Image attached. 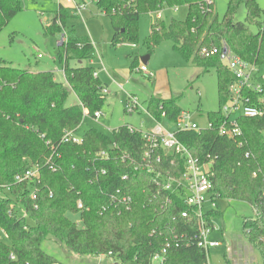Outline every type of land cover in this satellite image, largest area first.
Here are the masks:
<instances>
[{"label":"trees","instance_id":"16d2710c","mask_svg":"<svg viewBox=\"0 0 264 264\" xmlns=\"http://www.w3.org/2000/svg\"><path fill=\"white\" fill-rule=\"evenodd\" d=\"M126 1L132 5L123 7ZM213 5L205 0H97L96 9L109 17L111 43L118 45L136 41L141 15L163 7L186 8L184 20L165 25L161 18L150 24L144 41L147 52L168 41L190 67L198 68L202 75L210 71L216 75L219 109L207 113L212 127L180 131L176 138L193 158L210 163L215 208L217 198L252 207L253 216L243 217L241 231L264 264V117H240L236 122L242 136L237 140L220 137L218 129L225 122L222 106L228 101L227 87L234 77L215 55H200L203 48L227 44L256 68L253 76L263 91L245 94L264 104V76L259 73L264 68V10L255 0H227L225 14L219 19ZM241 7L243 21L234 22ZM20 10L21 0H0V32ZM75 19L59 5L48 27L51 34L65 37L57 47L56 60L66 85L57 82L53 72L21 70L0 58V230L6 238L0 239V264H62L43 251L42 244L48 239L76 256L104 255L115 264H151V257L167 245L163 264H207L208 258L198 247L197 220L181 216L188 209L181 197L158 192L153 176L133 171V162L140 163L143 157L145 143L140 133L121 126L107 136L94 128L82 133L78 145L61 142L67 131L78 130L84 109L93 117L94 112H102L106 101L104 84L92 76L94 44L67 25ZM69 91L77 105H65ZM179 98L151 97L145 106L157 122L175 125L183 111ZM101 152L107 157L101 158ZM156 153L160 163L154 155L151 159L157 171L179 177L181 159L162 149ZM123 154L129 155L126 163L120 160ZM34 166L39 170L38 182L15 180ZM123 175L128 180H122ZM116 191L131 198L129 210L106 207ZM80 199L84 208L79 212L76 202ZM73 215L80 224L72 220ZM214 215L218 211L204 216L211 226ZM10 254L15 255L14 262L9 260Z\"/></svg>","mask_w":264,"mask_h":264},{"label":"rangeland","instance_id":"374dc122","mask_svg":"<svg viewBox=\"0 0 264 264\" xmlns=\"http://www.w3.org/2000/svg\"><path fill=\"white\" fill-rule=\"evenodd\" d=\"M255 2L264 10V0H255ZM58 3L69 11L72 8L69 0H21V10L0 32V58L21 70L51 71L57 82L66 85V78L60 69L61 64L56 60V43L61 38V34H51L48 28ZM226 3L227 0H214V13L219 19L225 14ZM186 11V8L166 10L163 13V23L167 25L171 20H184ZM244 15V8L241 7L233 17V21L242 22ZM83 18L84 23L76 18L77 20L67 25L75 28L78 36L87 37L94 44L96 54L92 65L102 82L107 83L108 90H106L105 104L101 109L104 116L98 121L99 123L85 117L75 136H81L84 131L94 128L109 136L112 132L110 133L106 128L117 129L128 123L137 125V118L139 116L144 118L145 115L125 112L124 96L128 92L135 93L140 103L150 96L159 98L167 95L179 96V106L189 113L190 119L200 128L207 127V113L219 109L216 75L213 71L202 75L198 68L186 66L183 59L173 50L172 43L168 41H162L148 53L144 41L150 34L153 16L141 15L137 24L136 41H125L118 45L111 43L113 27L109 17L92 7L89 12L83 14ZM251 29L253 31L254 27ZM38 56L42 59L37 58ZM144 56H148L146 64L142 62ZM99 57L106 71L111 73L109 76L112 75L118 80L116 86L109 77L99 72L102 69L99 65ZM133 65L139 67L145 65L148 75L135 72ZM71 66L73 67L74 64L72 63ZM259 73L264 76L263 67L260 68ZM119 85H122V90L118 88ZM77 104V98L69 91L65 105L69 107ZM141 105L144 106V103ZM165 127L170 132L177 129L173 123L165 124ZM0 196H3L1 192ZM216 203L218 208L214 210L218 211V215L211 217L210 222L216 229L214 233H223L231 251L225 254L224 244L210 249L207 255L208 264H245L242 259H247L248 256L256 258V261L250 264H263L261 256L245 240L241 231L243 217L253 216L252 207L245 203L219 198ZM203 208L205 211L212 210L208 201L203 204ZM71 218L74 222H78L77 215ZM0 239L6 241L2 230H0ZM42 249L62 264H115L108 258L76 256L65 246L51 239L42 244Z\"/></svg>","mask_w":264,"mask_h":264},{"label":"built area","instance_id":"2783aa9c","mask_svg":"<svg viewBox=\"0 0 264 264\" xmlns=\"http://www.w3.org/2000/svg\"><path fill=\"white\" fill-rule=\"evenodd\" d=\"M71 2L72 8L71 13L74 17L81 19L83 21V14L86 12L87 8L91 5H97V0H69ZM207 5H213L214 0H205ZM58 5H60L58 3ZM132 5L131 1H126L123 7H129ZM185 8V7H184ZM178 10L180 7L174 6L171 8H162L158 12H148V16H153L154 20L157 22L161 18H163V13L166 10ZM98 10V9H97ZM101 14L105 15L104 11L98 10ZM115 13V10L112 11ZM65 41L64 35H61L60 42ZM200 55H215L218 57L221 65L227 69L234 77V80L228 85L227 90L229 93L228 101L225 105L222 106V115L225 118V122H223L222 126L218 129V135L220 137H225L226 139H239L242 136L240 127L236 122L238 118H263L264 117V104H260L253 102L251 97L245 94V91H251L254 94H260L263 89L261 84H259L254 79V70L256 69L254 65L248 63L246 60L240 58L232 50L227 46V44L222 43L221 46L211 47L209 50L207 48H203L200 51ZM40 58V56H38ZM100 66L102 70H104L102 62L100 60ZM62 73H63V69ZM135 72L148 75L147 68L145 65L140 66L134 69ZM64 75V74H63ZM93 77H97V71H93ZM120 90L122 87L118 86ZM102 94L106 95V89L102 90ZM124 110L129 114H138L145 115L142 117L141 122L139 124V128L128 125L127 130L131 133H140L145 143L142 161L140 163H136L133 166V171L137 172L138 170L145 171V173L153 176V184L157 188L158 192L168 191L171 193H175L179 195L185 205L187 210L181 213L183 218H187L189 215L197 220L199 225V233H198V247H200L206 257L209 253L210 249H215V247H219L222 243L218 240H210V235L214 232L215 227L211 226L207 223L205 219L206 213L209 211H205L203 208V204L207 201L210 203L211 211H214V198L213 196V187L211 183L212 174H210V163H201L198 158H193L189 153L187 148L177 140L176 135L180 131H200L202 129H210L212 124L207 123L206 128H200L198 124L193 122L189 113L182 111L178 120L176 122V131L170 132L166 130L161 123L157 122L148 112L146 106H142L135 95L130 93L126 94ZM83 120L85 117H89V112L87 110H83ZM103 115L101 111L94 112L93 117H89L93 122H97ZM62 143H71L74 145H78L82 142L81 136H75L74 131H67L61 138ZM239 146L243 145L242 141L238 142ZM164 150L168 152H172L181 159L183 163V170L179 174V177H175L170 174L161 173L157 171L156 166L154 165L153 159L151 157L154 155V159L156 163H160V156L157 155L158 150ZM101 158H106L107 154L105 152H101L99 154ZM120 160L122 163H126L129 161V155L123 154L120 156ZM48 162V161H47ZM50 164V162H48ZM173 165V162H171ZM53 166V165H52ZM50 167L51 169L53 167ZM175 168H177L175 166ZM182 168V167H181ZM104 171L100 173L103 175ZM15 180L19 182L39 181V170L37 166H34L32 169H29L25 174L21 176H16ZM97 180V179H96ZM122 180H128L126 175L122 176ZM35 198L34 195H31ZM164 202V206L166 205ZM131 198L127 195L120 193V191H116L113 195L110 196L109 202L107 204V208H114L120 211V208H124L125 210L130 209ZM105 207V208H106ZM83 204L81 199L76 202V211H81L83 209ZM119 208V209H118ZM105 210V209H103ZM80 224V221L76 223V225ZM169 247L167 245L160 253L154 254L151 259V264H163L164 256L166 253V249ZM110 256V254H109ZM97 258H105L104 255H98ZM15 255L10 254L9 260L14 262ZM208 264V259H207Z\"/></svg>","mask_w":264,"mask_h":264},{"label":"crops","instance_id":"0c3cea01","mask_svg":"<svg viewBox=\"0 0 264 264\" xmlns=\"http://www.w3.org/2000/svg\"><path fill=\"white\" fill-rule=\"evenodd\" d=\"M58 6H59V5H58ZM92 7L96 8L95 6L91 5V6H89V7L87 8L86 12H89L90 9H91ZM86 12H84V13H86ZM75 20H77V19H75ZM84 21H85V20H84V18H83V22H82V23H84ZM90 42H91V41H90ZM59 44H60V39H59L58 42L56 43L57 47H59ZM37 58H38V57H37ZM40 59H42V58L40 57ZM54 60H55V59H54ZM54 60H53V61H54ZM99 60H101L100 57H99ZM101 62H102V60H101ZM71 64H72V63H71ZM73 64H74V63H73ZM184 64H185V63H184ZM99 65H100V62H99ZM102 65H103V62H102ZM185 65H186V66H189L188 64H185ZM100 67H101V66H100ZM138 67H139V66H138ZM189 67H190V66H189ZM103 68H104V70L101 69V70H99V72H102L104 75H106V77H109V80H110V81L116 86L117 83H118V82H117L118 80H117L115 77H113L112 75L109 76V74H111V73L106 71L104 65H103ZM60 69H61V68H60ZM28 71H29V70H28ZM30 72H33V71H30ZM50 72H51V71H50ZM33 73H42V72H41V71L36 72V70H35ZM97 77H99L98 72H97ZM99 78H100V77H99ZM100 80H101V78H100ZM101 81H102V80H101ZM116 82H117V83H116ZM102 83L104 84L105 89L108 90V85H107V83H106V82H102ZM120 86L122 87V85H120ZM118 88H119V87H118ZM127 92H128V91H127ZM106 93H107V91H106ZM128 93H130V94H132V95H135V96L137 97V95H136L135 93H131V92H128ZM150 97H152V96H150ZM150 97H149V98H150ZM170 97H173V96H171V95L168 96V95H167V96H163V97L161 96L160 98H170ZM124 98H126V96H124ZM149 98H148V99H149ZM156 98H159V97H156ZM160 98H159V99H160ZM138 99H139V98H138ZM148 99H147V100H148ZM147 100H144V101L141 102L140 104L144 103V106H145V103L147 102ZM183 111H184V110H183ZM185 112H186V111H185ZM101 118H102V117H101ZM101 118H100V119H101ZM100 119H99V120H100ZM137 119H138V121H137V125L134 126V125H131L130 123H128V125H131V126H134V127H136V128H139V127H140L139 124H140V122H141L142 117L139 116ZM99 120H98V121H99ZM98 121H97L96 123H99ZM163 124H164V125H163ZM165 124L168 125L169 123H167L166 121H162V122H161V125H163L164 128H166V127H165ZM128 125H126V126H128ZM106 130L109 131V132L111 133L112 131H114V130H116V129H111V130H110L109 128H106ZM215 230H216V229H215ZM215 230H214V231H215ZM221 231H222V230H221ZM221 231H220V232H221ZM209 239H210V240H213V241H214V240H218V241H220V242L222 243V245L224 244V253H225V254H226V253H230L231 249L227 246V243H226V241L224 240V235H223V233H214V232H213V233L210 235ZM222 245H221V246H222ZM221 246H219V247H221ZM244 259H245V260H244ZM242 260H243V262H246L245 264H248V263L250 264L251 262L254 263V262L256 261V258H255V256H248L247 259H246V258H243Z\"/></svg>","mask_w":264,"mask_h":264},{"label":"water","instance_id":"95a60500","mask_svg":"<svg viewBox=\"0 0 264 264\" xmlns=\"http://www.w3.org/2000/svg\"><path fill=\"white\" fill-rule=\"evenodd\" d=\"M147 58H148V56H144V57L142 58V59H143L142 62L146 64V63H147V60H148Z\"/></svg>","mask_w":264,"mask_h":264},{"label":"bare ground","instance_id":"6f19581e","mask_svg":"<svg viewBox=\"0 0 264 264\" xmlns=\"http://www.w3.org/2000/svg\"><path fill=\"white\" fill-rule=\"evenodd\" d=\"M207 258V257H206Z\"/></svg>","mask_w":264,"mask_h":264}]
</instances>
